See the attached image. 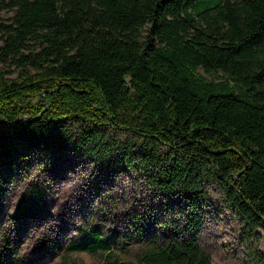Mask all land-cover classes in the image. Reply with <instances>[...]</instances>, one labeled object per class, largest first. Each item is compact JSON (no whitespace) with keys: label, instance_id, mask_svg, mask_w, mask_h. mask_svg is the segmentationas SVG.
<instances>
[{"label":"trees","instance_id":"trees-1","mask_svg":"<svg viewBox=\"0 0 264 264\" xmlns=\"http://www.w3.org/2000/svg\"><path fill=\"white\" fill-rule=\"evenodd\" d=\"M1 9L13 14L0 22V167L37 148L99 166L116 159L188 211L215 184L243 237L264 233V0H0ZM38 212L21 203L12 219ZM188 224L193 234L140 261L210 264L199 210ZM84 234L66 252L112 259L107 239ZM6 239L0 264L13 252Z\"/></svg>","mask_w":264,"mask_h":264},{"label":"rangeland","instance_id":"rangeland-1","mask_svg":"<svg viewBox=\"0 0 264 264\" xmlns=\"http://www.w3.org/2000/svg\"><path fill=\"white\" fill-rule=\"evenodd\" d=\"M12 14L1 9L0 22ZM115 160L114 165L99 166L73 150L37 148L24 150L10 170L0 167V250L6 238L13 248L7 264H112L115 259L144 264L140 259L147 251L193 234L188 223L197 210L201 227L196 239L210 264H262L255 253L264 256V233L245 239L215 184L206 186L205 199L188 211L179 195L154 192L141 174ZM33 186L39 191L36 196ZM21 203L34 204L38 215L14 221ZM84 230L99 232L111 243L112 259L101 253L66 252L72 241L83 240ZM46 239L58 246L55 254L43 250L41 241Z\"/></svg>","mask_w":264,"mask_h":264}]
</instances>
